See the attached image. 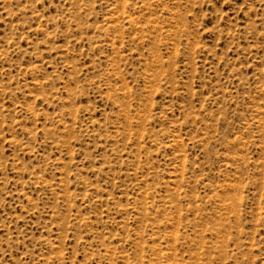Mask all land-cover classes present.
I'll return each mask as SVG.
<instances>
[{
	"label": "rangeland",
	"instance_id": "1",
	"mask_svg": "<svg viewBox=\"0 0 264 264\" xmlns=\"http://www.w3.org/2000/svg\"><path fill=\"white\" fill-rule=\"evenodd\" d=\"M0 264H264V0H0Z\"/></svg>",
	"mask_w": 264,
	"mask_h": 264
}]
</instances>
